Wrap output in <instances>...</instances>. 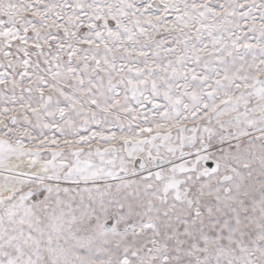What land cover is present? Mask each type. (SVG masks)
Here are the masks:
<instances>
[{
    "label": "snow or ice",
    "instance_id": "1",
    "mask_svg": "<svg viewBox=\"0 0 264 264\" xmlns=\"http://www.w3.org/2000/svg\"><path fill=\"white\" fill-rule=\"evenodd\" d=\"M0 264H264V0H0Z\"/></svg>",
    "mask_w": 264,
    "mask_h": 264
}]
</instances>
